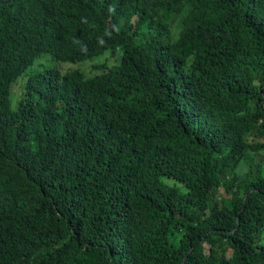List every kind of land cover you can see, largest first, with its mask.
Here are the masks:
<instances>
[{"label": "trees", "instance_id": "1", "mask_svg": "<svg viewBox=\"0 0 264 264\" xmlns=\"http://www.w3.org/2000/svg\"><path fill=\"white\" fill-rule=\"evenodd\" d=\"M0 264H264V0H0Z\"/></svg>", "mask_w": 264, "mask_h": 264}, {"label": "rangeland", "instance_id": "2", "mask_svg": "<svg viewBox=\"0 0 264 264\" xmlns=\"http://www.w3.org/2000/svg\"><path fill=\"white\" fill-rule=\"evenodd\" d=\"M122 51L119 50L117 53L118 61L116 60L117 57H112L111 58V51L107 50L104 54L96 56L92 59L80 61V60H70V61H63V60H58L54 58V56L50 53L42 54L39 57L36 58L34 63L30 65L24 74L20 76L17 79V82H15V85L13 86V92L18 96L21 92L22 88V82H25L28 76L37 71V70H45V69H54L56 71H59L61 73L70 71V70H80L83 72V74L86 77H91L95 76L97 74H100V71H93L90 68H88L89 65H94L95 64H100L104 62L105 60L108 61V64L113 65L114 62L116 64H119L122 56ZM110 59V60H109ZM22 81V82H19ZM14 94H12L11 99H12V106L13 108L17 107L18 102L14 100ZM249 163H253V160H251ZM248 167V164L244 162L243 164L240 165V168L237 169L238 172H244Z\"/></svg>", "mask_w": 264, "mask_h": 264}, {"label": "clouds", "instance_id": "3", "mask_svg": "<svg viewBox=\"0 0 264 264\" xmlns=\"http://www.w3.org/2000/svg\"><path fill=\"white\" fill-rule=\"evenodd\" d=\"M42 54H46V53H42ZM41 54V55H42ZM111 56V58L112 57H117V54L116 55H110ZM39 57V56H38ZM96 57V56H95ZM55 58V57H54ZM94 58V57H93ZM36 60V59H35ZM110 60V59H109ZM116 60L118 61V57L116 58ZM64 61V60H63ZM70 61V60H69ZM117 63V62H116ZM115 62H114V64L113 65H110V64H108V61H104V62H102V63H100V64H95V67H94V65L92 64V65H89L88 66V68H90L91 70H93V71H100V74H102L103 73V71L104 70H108L110 67L112 68V66H115V65H119V64H116ZM103 64H105L107 67H109V68H98L97 67V65H103ZM32 65V64H31ZM39 70H37V71H35V72H38ZM34 72V73H35ZM67 72H69V71H67ZM61 73V72H60ZM64 73H66V72H64ZM64 73H61V74H64ZM99 74H97V75H95V76H98ZM17 82V81H16ZM19 82H22V81H19ZM18 83V82H17ZM22 83H24V82H22ZM15 85V83L13 84V86ZM13 86H12V89H13ZM22 87H23V84H22ZM22 88H21V92H20V94L17 96L14 92V100H16L17 102L19 101V98H20V95H22Z\"/></svg>", "mask_w": 264, "mask_h": 264}]
</instances>
